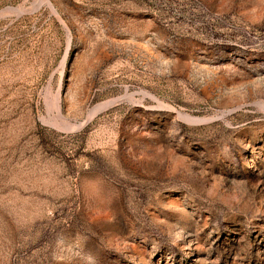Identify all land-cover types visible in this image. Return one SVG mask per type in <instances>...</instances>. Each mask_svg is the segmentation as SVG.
<instances>
[{
    "label": "rangeland",
    "instance_id": "rangeland-1",
    "mask_svg": "<svg viewBox=\"0 0 264 264\" xmlns=\"http://www.w3.org/2000/svg\"><path fill=\"white\" fill-rule=\"evenodd\" d=\"M0 264H264V0H0Z\"/></svg>",
    "mask_w": 264,
    "mask_h": 264
}]
</instances>
